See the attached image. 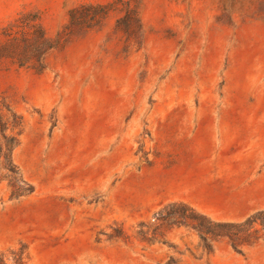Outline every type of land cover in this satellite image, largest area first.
Returning <instances> with one entry per match:
<instances>
[{"label": "rangeland", "instance_id": "obj_1", "mask_svg": "<svg viewBox=\"0 0 264 264\" xmlns=\"http://www.w3.org/2000/svg\"><path fill=\"white\" fill-rule=\"evenodd\" d=\"M19 17L54 48L39 71L0 56L2 121L22 120L11 170L0 157V264H264V214L239 251L206 246L152 190L196 124L264 123V0H0V46Z\"/></svg>", "mask_w": 264, "mask_h": 264}, {"label": "crops", "instance_id": "obj_2", "mask_svg": "<svg viewBox=\"0 0 264 264\" xmlns=\"http://www.w3.org/2000/svg\"><path fill=\"white\" fill-rule=\"evenodd\" d=\"M204 122L186 142L190 157L158 166L153 193L159 205L176 201L219 221H241L264 208V123Z\"/></svg>", "mask_w": 264, "mask_h": 264}, {"label": "trees", "instance_id": "obj_3", "mask_svg": "<svg viewBox=\"0 0 264 264\" xmlns=\"http://www.w3.org/2000/svg\"><path fill=\"white\" fill-rule=\"evenodd\" d=\"M89 7L90 6H82L81 8L87 9ZM70 13H72V11ZM1 35L4 37L5 42L0 46V56H15L18 67H29L39 71L42 68V61L46 51L54 48V45L49 43L48 39L39 27H37L30 20L21 22L20 17L14 19L13 23L11 22L3 27L1 29ZM7 110L14 118V121L8 129L6 122L2 121V116L0 115V157H4L5 166L11 170V167H13L11 155L12 151L18 145V136L21 133L22 120L21 117L15 114L12 110L9 108H7ZM7 130H9L10 133H7ZM3 148L6 149L5 153H3ZM21 182L26 186V188L17 193L15 197L27 196L34 190L33 186L29 183H26L23 180H21ZM176 204H181L190 211V214L185 218H187L193 228L198 231L202 242L206 246L209 236H226L231 240V245L237 251H239V249L233 241L235 235L238 234L241 229H249L253 227L259 216L264 214V210H260L254 212L240 222H214L206 215L197 212L192 207L181 202H172L169 205L175 206ZM198 217L204 219L206 221V225L197 221ZM258 222L264 229V219H260ZM232 229H236V231L233 232Z\"/></svg>", "mask_w": 264, "mask_h": 264}]
</instances>
